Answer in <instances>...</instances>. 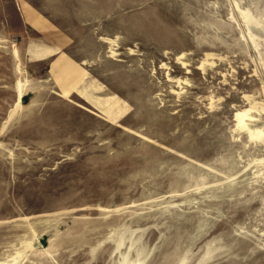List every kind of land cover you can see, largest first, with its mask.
<instances>
[{"label": "rangeland", "instance_id": "1", "mask_svg": "<svg viewBox=\"0 0 264 264\" xmlns=\"http://www.w3.org/2000/svg\"><path fill=\"white\" fill-rule=\"evenodd\" d=\"M0 264H264V0H0Z\"/></svg>", "mask_w": 264, "mask_h": 264}, {"label": "bare ground", "instance_id": "2", "mask_svg": "<svg viewBox=\"0 0 264 264\" xmlns=\"http://www.w3.org/2000/svg\"><path fill=\"white\" fill-rule=\"evenodd\" d=\"M16 92H17L16 105L19 106L20 103H21L22 95H23V90H22L20 84L17 85ZM236 117H237L238 121L240 122V118H239V116L237 115Z\"/></svg>", "mask_w": 264, "mask_h": 264}]
</instances>
